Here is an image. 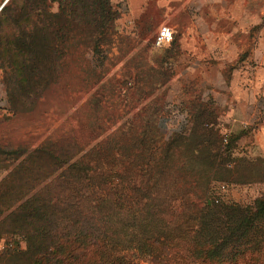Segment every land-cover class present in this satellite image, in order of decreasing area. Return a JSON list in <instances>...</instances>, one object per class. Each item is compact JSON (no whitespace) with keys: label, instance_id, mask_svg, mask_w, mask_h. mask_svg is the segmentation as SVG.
Returning a JSON list of instances; mask_svg holds the SVG:
<instances>
[{"label":"rangeland","instance_id":"1","mask_svg":"<svg viewBox=\"0 0 264 264\" xmlns=\"http://www.w3.org/2000/svg\"><path fill=\"white\" fill-rule=\"evenodd\" d=\"M110 1L113 7L118 5L117 0ZM156 1L144 0L143 11L138 16L130 14L128 3L125 12L119 8L120 14L114 22L117 33L112 36L109 45L102 46L104 49L100 56H94L92 51H84L82 44L70 40L67 43L68 51L60 61L56 81L45 91L36 92L31 97L19 95L20 90L14 82L15 72L8 65L13 59L11 51L9 55L0 58V82L6 90V104L0 107V181L5 179L0 186L1 241H19L22 248L17 250L25 249L26 243L22 236L13 237L11 232H22L14 229L13 220L17 214L16 207L27 202L25 194L28 191L49 189L54 196L53 201L59 199L63 188L59 186V181H53L59 173L51 177L53 182L49 187L46 185L48 182L45 183L48 180V166L42 151L49 148L59 155L80 156L83 153H80L81 150H98L102 143L114 144L119 141L126 145L122 160H111L113 163L110 164L107 182L111 208L114 207V187L116 183L120 184L121 213H113V218H108V225L110 229L119 232L122 239L128 237L122 231L128 228L125 223L137 220L140 224L139 214L142 209L139 201L142 205L147 203L140 195L150 189L152 194L148 202L169 207L166 213L154 217V224L161 228L164 224L168 225L172 230L168 235L169 241L177 244L181 256L190 255L187 254L190 244L185 240L187 233H183L186 231L183 222L188 216H193L195 211L192 207L187 209L184 204L197 197L193 192L197 193L206 187L204 180L209 178H205V175L215 176L207 186L210 193L221 202L255 210L256 202L264 195V163L253 162L247 157L244 142L235 141L233 150L228 154L232 160L228 163L222 161L221 153H217L219 147L210 144L217 141L219 133L223 139L226 135L223 144L227 143L228 135L238 133L231 131L230 123L224 120L229 105L225 89L231 81L229 73L232 65H226L221 74L210 73L214 78L205 79L202 73L212 67L213 63L208 60L195 61L192 54L183 53L180 46V42L185 39L187 44L193 40L199 46L205 33L195 32L191 35L183 32L176 20L166 18L165 8H157ZM21 4L17 0L15 4H9V7L16 8ZM57 8V4L51 5L50 11L57 12ZM163 26L173 31L175 41L157 46V33ZM25 27V32L31 30V23ZM8 29L10 45L13 29L10 24ZM21 29V24L15 25V39ZM21 58L15 56L14 60L19 61ZM188 67L191 69L188 70ZM216 75H221L222 79L216 78ZM136 76L138 85L133 81ZM153 113L154 118L159 117L153 123L156 124V131L147 134L143 142L136 140L134 143L130 136L133 132L141 133L146 127V120ZM193 115L201 117L199 121L206 125L205 122L217 123L213 127V123L208 128L203 126L208 133L212 129L209 144L201 145V148L206 149L204 154H219L209 173L201 167L203 164L195 166L181 160L182 151H185L183 146L190 142L195 125L193 121L188 122V118ZM183 126L182 145L176 149L170 148V161L161 171L157 160L163 144L171 140L173 132ZM128 128L132 129L130 136L127 134ZM194 138L195 143H200ZM36 149L40 151L35 153ZM148 156L151 160L147 163ZM132 163L137 165L136 173ZM16 167L19 173L10 176ZM7 175L9 177L5 178ZM221 185L225 186L224 190L220 188ZM132 188L137 192L131 191ZM180 190L188 191V199L180 200ZM132 192L135 194L131 195ZM8 251L7 248L0 252V260L4 256L6 258ZM132 253L130 251L127 254ZM183 263V259L175 257L166 264ZM138 264L156 263L151 259H141Z\"/></svg>","mask_w":264,"mask_h":264},{"label":"trees","instance_id":"2","mask_svg":"<svg viewBox=\"0 0 264 264\" xmlns=\"http://www.w3.org/2000/svg\"><path fill=\"white\" fill-rule=\"evenodd\" d=\"M16 1L9 0L0 11V25L3 26L4 23L9 28L10 24L13 28L10 45L9 29L8 34L5 29L0 30V58L9 55L11 51L13 59L8 65L15 72L14 82L21 96L31 97L36 92L41 93L56 81L60 61L68 51L67 43L70 40L82 44L84 51H92L94 56H100L104 49L102 46L109 45L112 36L117 33L114 22L120 14L119 5L113 7L110 0H20L22 4L19 7H9V4H15ZM54 4H57V12L50 11ZM30 23L31 30L25 32V25ZM20 24L22 29L15 39L14 27ZM174 41L175 37L170 44ZM15 56L22 58L14 60ZM133 81L136 85L139 84L137 76ZM9 95L12 96L10 93ZM200 118L194 115L188 118V122L193 121L195 125L190 142L183 146L185 151H182L181 160L195 166L203 164L201 167L209 173L219 154L211 155L213 158L204 154L206 149L201 148V145L209 144L212 129L208 133L203 127L206 124L199 121ZM157 119L159 117L154 118L153 113L146 120V127L141 133L133 132L130 136L132 129L128 128L127 134L134 143L136 140L143 142L147 134L156 131V124L153 123ZM205 123L208 128L213 122ZM184 128L175 130L173 138L164 142L157 160L161 171L170 161V148L181 147ZM122 134L127 136L123 132ZM194 137L200 143H195ZM218 137L219 140H213L215 142L210 144L212 147H219L217 153H221L222 161L228 163L232 160L228 154L233 150L240 134L228 135L226 144H223L220 133ZM124 147L126 145L119 141L114 144L102 143L98 150H81L80 153H83L80 156L59 155L50 148L43 150L48 166V180L45 182H48L47 187L53 181H59V186L63 189L56 202L49 189L43 188L41 192L28 191L25 194L27 202L16 207L17 214L13 220L14 229L22 232L12 230L11 234L13 237L22 236L26 247L20 251H8L9 254L0 260V264H138L141 259L166 264L175 257L183 259V264H264V195L256 202L255 210L225 204L208 189L207 183L215 178L214 175H205V178H209L204 180L207 188L193 192L197 197L184 204L187 209L192 207L195 211L193 216H188L183 222L186 228L183 233H187L185 240L190 244L187 254L192 256L193 261L190 255L181 256L177 244L169 241L168 235L172 230L168 225L164 224L161 228L154 224V217L159 213H166L169 207L148 202L147 199L152 194L150 189L140 195L147 202L142 205L139 201L142 209L139 214L140 224L137 220L128 221L125 223L128 228L122 229L128 237L122 239L119 232L110 229L108 218H113V213H121L122 192L120 184L116 183L113 190L114 207L111 208L107 189L108 171H111L112 159L117 162L122 160ZM39 151L36 149L34 152ZM150 160L151 157L148 156L147 163ZM132 167L136 173L137 165L132 163ZM16 169L17 167L12 170L14 172L10 176L19 173V169ZM58 173L55 180L51 181V177ZM7 177L9 175L5 178ZM149 178L152 180L151 173ZM3 182L5 179L0 181V186ZM131 191L137 192L134 188ZM178 195L180 200L188 199V191L180 190ZM140 232L142 233L139 234ZM1 240L3 237H0V242ZM132 241L135 242L131 243ZM130 251L133 252L132 255L127 254Z\"/></svg>","mask_w":264,"mask_h":264},{"label":"crops","instance_id":"3","mask_svg":"<svg viewBox=\"0 0 264 264\" xmlns=\"http://www.w3.org/2000/svg\"><path fill=\"white\" fill-rule=\"evenodd\" d=\"M8 1L0 0V7ZM127 3L132 16L142 13L144 0H117L124 12ZM156 6L165 8L166 18L176 20L183 32L205 33L199 46L193 40L180 42L182 52L192 54L195 61L213 63L207 71H200L205 79L232 65L231 81L225 89L229 105L224 120L230 123L231 131L240 134L237 143H246L247 157L264 162V0H157ZM2 24L8 34V25ZM5 104L6 90L0 82V107Z\"/></svg>","mask_w":264,"mask_h":264},{"label":"built area","instance_id":"4","mask_svg":"<svg viewBox=\"0 0 264 264\" xmlns=\"http://www.w3.org/2000/svg\"><path fill=\"white\" fill-rule=\"evenodd\" d=\"M174 37V33L173 31L169 28V27H161L160 30L157 33V37H156V45L157 46H162V45H166L172 42ZM226 136V135H225ZM224 136V141L226 140V137ZM220 188L222 190L225 189L224 185H221ZM8 250H13V249H21L22 246L20 244L19 241H14V242H5V241H1L0 242V252L3 249H7Z\"/></svg>","mask_w":264,"mask_h":264},{"label":"water","instance_id":"5","mask_svg":"<svg viewBox=\"0 0 264 264\" xmlns=\"http://www.w3.org/2000/svg\"><path fill=\"white\" fill-rule=\"evenodd\" d=\"M5 1H6V0H5ZM3 5H4V4H2V6H3ZM2 6H1V7H2ZM1 7H0V8H1Z\"/></svg>","mask_w":264,"mask_h":264}]
</instances>
